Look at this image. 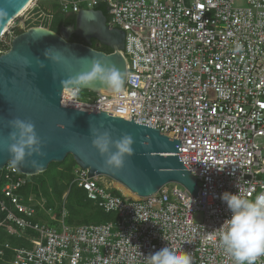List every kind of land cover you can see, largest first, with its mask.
<instances>
[{
	"label": "built area",
	"instance_id": "built-area-1",
	"mask_svg": "<svg viewBox=\"0 0 264 264\" xmlns=\"http://www.w3.org/2000/svg\"><path fill=\"white\" fill-rule=\"evenodd\" d=\"M31 1L29 9L46 0ZM47 1L74 14L104 4L107 24L124 32L123 91L82 100L83 89L65 88L61 104L111 115L123 108V118L180 140L178 155L196 176L198 194L168 183L132 198L113 180L74 167L71 184L113 217L70 225L64 204L55 217L44 197L19 194L30 176L7 163L0 226L31 244L13 248L8 264H149L168 244L189 252L192 264H233L218 242V228L232 215L221 196L264 193V0Z\"/></svg>",
	"mask_w": 264,
	"mask_h": 264
},
{
	"label": "water",
	"instance_id": "water-1",
	"mask_svg": "<svg viewBox=\"0 0 264 264\" xmlns=\"http://www.w3.org/2000/svg\"><path fill=\"white\" fill-rule=\"evenodd\" d=\"M30 0H0V8L8 16L0 18V37L5 26L17 16ZM58 32L34 26L14 35L8 50L0 54V171L10 162L7 152L12 129L8 121L14 118L31 121L40 137L46 157H26L38 160L43 167L35 169L30 163L19 171L33 176L45 171L52 162H62L71 155L75 163L88 169V176H106L119 182L139 197L156 193L168 183H179L195 197L198 194L196 176L183 165L178 153L180 140L170 138L158 128L122 117L123 108L117 115L105 112H89L61 104L63 89L78 87L90 92L110 96L114 91L106 85L87 82L76 77L90 71L92 60L114 64L126 77V62L120 50L124 45V32L110 27L100 10L83 9L76 14L75 25ZM74 33L84 43L71 42ZM111 49V52L91 47V39ZM49 48L60 50L61 62L54 63L44 55ZM18 57H27L31 64L25 66ZM37 58L45 65L40 68ZM126 80V79H125ZM125 84V83H124ZM124 87V85H123ZM90 122L107 129L112 138L119 139L124 133L131 134L134 154L126 157L124 167L116 172L107 168L98 150L92 145ZM115 151V149H112Z\"/></svg>",
	"mask_w": 264,
	"mask_h": 264
},
{
	"label": "clouds",
	"instance_id": "clouds-1",
	"mask_svg": "<svg viewBox=\"0 0 264 264\" xmlns=\"http://www.w3.org/2000/svg\"><path fill=\"white\" fill-rule=\"evenodd\" d=\"M8 16V12L0 8V18ZM60 50L49 48L44 55L54 63L61 62ZM25 66L31 61L27 57H18ZM40 68L45 65L37 58ZM77 79L82 78L87 82H96L106 85L115 93L123 91L125 74L114 64L103 63L101 59H93L90 71L81 73ZM8 126L12 129L8 139L7 152L10 154V162L13 170L21 169V166L30 163L35 169L43 165L36 159L26 160V157H46L42 150V141L35 131V125L31 121L14 118L9 120ZM103 124L96 127L90 122V131L93 139L92 145L105 157L104 164L112 171H120L125 165L126 157L134 154L132 145L134 139L131 134L124 133L119 139H113L109 130L101 131ZM115 149L113 151L112 149ZM112 180V179H111ZM221 199L226 202L232 215L218 228L219 245L232 258L233 264H256L259 257L264 256V193L255 198L246 197L237 193L225 192ZM149 264H192V257L182 247H174L170 244L154 252L149 256Z\"/></svg>",
	"mask_w": 264,
	"mask_h": 264
},
{
	"label": "trees",
	"instance_id": "trees-1",
	"mask_svg": "<svg viewBox=\"0 0 264 264\" xmlns=\"http://www.w3.org/2000/svg\"><path fill=\"white\" fill-rule=\"evenodd\" d=\"M40 3V2H39ZM96 10H100L103 15L107 18L108 11L104 4H98L94 7ZM49 14H54L59 17V21L55 23V26L51 23H44L45 17ZM47 24V25H45ZM75 24V16H66L65 13H62L56 3L51 2V5L44 6L41 3L36 4L28 12L25 14V19L23 22V26L19 28H15L14 31L16 34L28 29L29 27L41 26L55 32H58L61 27L74 25ZM71 41V40H69ZM93 47V46H92ZM98 50H102L104 52H111L110 48L102 49L96 48ZM75 161L73 160L71 155H67L62 162L56 163L52 162L48 165L47 169L41 173L28 177V182L18 190V193L23 196H28L33 194L34 196H44V194H40V188L42 186H46L44 189L49 190V194L54 196L53 199H46L45 207L51 208L54 216L59 215V211L61 209L62 204H64L67 209V216L65 218V222L67 224H81V223H100L104 221L110 220L113 215L106 214L102 212L95 204L86 199V194L84 190L80 187H77L74 184H71L72 180V170L75 165ZM76 166V165H75ZM52 168V169H51ZM53 173V174H52ZM19 175L22 176L20 172ZM6 179H4L3 174L0 172V198L4 199L5 196L1 191L4 186ZM116 194L119 192L114 190ZM46 193V192H44ZM66 193L65 198L63 199V195ZM64 202V203H63ZM91 208L90 212L84 214L82 209ZM40 218L49 221L50 224H56L55 221L49 218L48 215L42 214L38 212L37 214ZM78 217L83 219L81 222H75L74 217ZM4 218V213L0 211V221ZM2 243H7L8 247L3 248ZM30 242L25 239H17L15 236H12L7 233V231L0 226V248L4 250L3 259H0V264H8L7 261L10 260L13 252V248L15 247H30Z\"/></svg>",
	"mask_w": 264,
	"mask_h": 264
},
{
	"label": "rangeland",
	"instance_id": "rangeland-1",
	"mask_svg": "<svg viewBox=\"0 0 264 264\" xmlns=\"http://www.w3.org/2000/svg\"><path fill=\"white\" fill-rule=\"evenodd\" d=\"M40 3L44 6H48L51 5V2L50 1H40ZM39 2L37 4H40ZM238 4H242V1L241 0H238L237 2ZM32 5V3H31ZM31 5L29 7H31ZM58 9L60 10V7L58 4H56ZM29 7L19 16L16 17V19L11 23V25L8 27L9 29L0 37V54L1 53H4L8 50L9 46H10V40L12 39V37L14 35H16V32L14 31L15 28H21L23 26V22H24V19H25V14L28 12L29 10ZM62 13H65V12H62ZM59 21V17L54 15V14H49L45 17V21L44 23H51L55 26V23H57ZM47 25V24H45ZM61 31V30H60ZM94 92H90L88 90H82L81 94H80V99L82 100H89L90 97H92L94 94ZM76 165V166H75ZM74 167H79L77 164H75ZM52 169V168H51ZM53 174V173H52ZM260 178L264 181V174L260 175ZM103 180H110V178L104 176ZM114 184V182H113ZM46 188V186H42L40 188V194H44V196H39V197H44L45 199L47 200H51L53 199L54 196L50 195L49 194V190L47 189V191H45L44 189ZM46 192V193H44ZM91 210V208H87V209H82V212L84 214H87L89 213ZM202 217V214L201 213H198L196 215V218L197 219H201ZM74 221L75 222H81L83 221V219L81 218H78L77 216L74 217ZM17 239H21V238H18L16 237Z\"/></svg>",
	"mask_w": 264,
	"mask_h": 264
},
{
	"label": "bare ground",
	"instance_id": "bare-ground-1",
	"mask_svg": "<svg viewBox=\"0 0 264 264\" xmlns=\"http://www.w3.org/2000/svg\"><path fill=\"white\" fill-rule=\"evenodd\" d=\"M31 3H32V1L30 0L29 2H28V4H27V6L17 15V16H19V15H21L30 5H31ZM17 16H15L6 26H5V28L3 29V31H2V33L1 34H3V33H5L9 28V26L11 25V23L16 19V17ZM67 90V89H66ZM65 90V91H66ZM123 114V113H122ZM124 115V114H123ZM114 186L119 190V191H121V193L123 194V195H125V196H129V197H132V198H138L139 196L136 194V193H134V192H132L131 190H129L127 187H125L123 184H121V183H119V182H116V181H114ZM3 244V243H2ZM3 259V258H2ZM8 262V261H7Z\"/></svg>",
	"mask_w": 264,
	"mask_h": 264
},
{
	"label": "flooded vegetation",
	"instance_id": "flooded-vegetation-1",
	"mask_svg": "<svg viewBox=\"0 0 264 264\" xmlns=\"http://www.w3.org/2000/svg\"><path fill=\"white\" fill-rule=\"evenodd\" d=\"M66 16H71V15H74L75 16V23H76V14L74 13H65ZM75 25V24H74ZM70 26V25H69ZM68 26H64L62 29H67ZM68 40H71V42H81V43H84V40L83 38H81L80 36L74 34V33H71V35L69 36V39ZM91 47H96V48H108L107 46L105 45H102V44H99L95 39H91Z\"/></svg>",
	"mask_w": 264,
	"mask_h": 264
}]
</instances>
